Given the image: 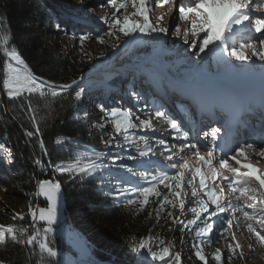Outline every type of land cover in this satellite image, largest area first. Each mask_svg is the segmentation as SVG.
<instances>
[{
    "label": "trees",
    "instance_id": "trees-1",
    "mask_svg": "<svg viewBox=\"0 0 264 264\" xmlns=\"http://www.w3.org/2000/svg\"><path fill=\"white\" fill-rule=\"evenodd\" d=\"M66 11L73 10L66 8ZM113 12L114 9L108 6L99 16H93L95 24L104 30L103 34L109 29L101 17L105 15L110 17ZM123 12L124 10L121 9V13L117 15ZM150 22L153 26L161 27L155 20L150 19ZM57 24L60 25V30H57ZM61 25L59 13L48 0H0V42L3 36L10 34L9 47L18 50L35 76L54 82L56 85L71 84L73 80L83 79L78 84L86 89L81 101L75 104L72 98L73 90L77 88L76 84L72 89L61 92L55 98L50 95L42 98L39 93L31 95L25 93L22 97L9 99L6 90L3 89L2 81L6 73L2 65L5 58L0 51V144L10 149L13 157L11 164L0 161V225L30 226L29 208H37L38 211L44 204L39 197L33 195L37 182L41 179L55 178L60 180L62 185L64 222L54 227L55 232L49 236L51 246L58 252L52 264H93L102 261L114 264H137L136 254L131 251L132 242L149 235L165 240V246L169 242H174L171 252L180 253L181 264H191V262L204 264L195 256L196 249L192 247L196 242V226H190L191 232L188 229L181 232L179 230L181 226L173 223L172 217L167 216L168 212H172L173 217L185 222L194 217V213L188 210L195 206L196 198L191 196V191L185 196L187 205L183 215L179 208L172 209L170 205H166L157 218L155 209L163 196L168 194V190L162 185L158 188L161 197H150L149 205L143 211H138V206H126L123 197L117 200L113 195L105 194L109 188L107 184L100 185L93 178L81 183L78 178L70 180L67 174L61 175L54 171L56 164L66 163L71 158V152L75 148L74 141L104 150L102 134L110 133L112 125L106 122L107 118L99 111L98 105L103 104L105 107L119 105L132 111L133 109L124 106L121 100L123 97H131L128 94L129 89L136 90L135 86L132 87L134 76L132 73L125 72V75L117 72L105 73L104 85L86 77L88 73L102 68L100 59L92 55L74 57L64 51L60 38L65 28ZM77 30V28H69L66 35L71 37ZM93 30L92 32L99 33L98 30ZM105 36L112 50L127 38L122 34H119V40L115 36ZM167 36L168 32L154 33L152 36H143L137 32L124 57L132 63L152 61L163 70L155 66L147 67L149 74L160 85L165 84L169 76L179 80L189 77L200 81L219 75L221 71L227 72V66L222 62L219 63L220 65L213 62L212 67L206 66V61H201L205 53L195 58L177 53L176 45L172 48L165 44ZM162 42L165 51L161 52L159 48ZM210 60L214 61V58L211 57ZM138 73L142 80L148 83V76L140 66ZM127 75L129 79L123 84ZM44 91L47 92V89ZM113 92L117 96H114ZM27 100L32 103L40 128V134L32 137L25 135L26 131L34 133L36 131L32 126V113L26 110ZM141 100L136 101L132 107L139 109L141 106L143 109L142 104L140 105ZM148 107L151 108L147 105L146 108ZM77 110L80 112L78 119ZM84 112H87V117L83 115ZM134 122L139 124V121L134 120ZM98 124L105 126L99 128ZM144 134L148 133H137V135ZM56 138H63L66 143L57 146ZM41 139L47 149V155L41 152ZM103 139H108V136L104 135ZM117 139L119 140L120 137ZM156 142L151 137L150 143L158 152ZM37 158L41 159L43 168L34 164ZM101 188L104 190L102 191ZM198 197L207 201V197L201 191ZM149 212L152 213L151 217ZM16 214H22L24 219L14 220L13 216ZM213 220L216 223L213 234H210L212 242L202 246L207 264H218L213 259V255L218 249L215 243L219 237L217 229L222 226L220 227L217 218L214 217ZM29 230L31 231V228ZM181 240L183 243L180 242ZM157 243L158 241L154 240L153 246L155 247ZM148 260L150 264L160 262H151L150 257ZM169 260L170 258H167L161 264H168ZM226 260L222 255L219 264H223ZM0 261H4L5 264H40L39 251L36 248L33 253L28 246L9 241L6 247H0Z\"/></svg>",
    "mask_w": 264,
    "mask_h": 264
},
{
    "label": "snow or ice",
    "instance_id": "snow-or-ice-1",
    "mask_svg": "<svg viewBox=\"0 0 264 264\" xmlns=\"http://www.w3.org/2000/svg\"><path fill=\"white\" fill-rule=\"evenodd\" d=\"M153 4H160V0H151ZM169 0H163L167 4ZM149 0H107V6L114 9L111 16H102L101 20L108 25L109 31L105 33L107 36H115L119 40V34L124 37L133 36L135 33H140L143 36H152L154 33H167V29L153 26L149 19V11L151 7L147 6ZM134 9L131 14H128V6ZM121 9L124 12L121 15ZM260 12L261 15L255 13ZM178 15L183 21L190 24V34L196 38L191 41L190 48L195 49V55L200 57L202 53H207L208 56L214 57L217 61L229 65L225 59L231 56L241 65L248 67H256V62L259 61V69L264 74V0H179ZM162 19V18H161ZM57 30H60V25H56ZM177 34H180V28L175 29ZM189 32L185 31V43H189L187 36ZM10 34L2 37L0 42V51L3 57V69L6 73L3 78V89L9 99L22 97L25 93L31 95L39 93L40 97L50 95L55 98L61 92H66L72 89V85L76 84L74 89L73 103L81 101L86 92L84 86L79 85L73 80L71 84L55 85L54 82L42 80L36 77L28 70V66L22 59L18 50L15 47H9ZM87 36H80L81 45ZM98 42L105 43L102 36L97 37ZM199 41V43H197ZM11 62H15L18 67H14ZM47 88V92L44 89ZM137 102L141 97L134 89H129L128 93ZM264 96V91H262ZM99 111L107 118V123L112 125L110 133L102 134V143L104 150H98L90 145H82L79 141H74L75 148L71 152V158L68 162L58 163L54 167V171L61 175L67 174L70 180L77 178L83 183L88 178L95 179L100 185H109L108 191L105 194L113 195L115 199L124 198L126 206H138V211H143L149 205L150 197H161V192L158 191L159 186H163L168 190V194L163 196L155 209L157 218L164 210L166 205H170L172 209L179 208L181 215L185 212V199L187 196L184 191L185 183L192 188L191 196L196 198L195 206L190 210L194 213L192 219L187 222L173 217L172 212H168L167 216L172 217L173 223H178L180 231L188 229L192 231L190 226H196L195 237L196 242L192 247L196 249L195 256L207 264L206 257L203 253L202 246L210 244V234L214 232V224L217 220L222 221L227 227L217 229L219 239H226L225 233L231 234L232 220L236 213H241L243 217L249 221L255 220L257 223L264 225V208L255 210L254 204L248 203L249 200H259L264 205V170L254 167L250 163H243L241 160H236V156L243 157L248 160L250 155L256 154L261 158L258 162H264V143L259 145L255 143H246L238 145L235 149L234 156H218L216 155V141L221 132V128H212L210 132H205V137L210 136V143L213 147L204 146L203 149L198 147L196 143L186 142L179 146L173 144L172 148L179 147V152L184 153V149H188L184 155H190L195 158L197 164L207 169V174L202 171V167L190 168L187 160L183 156L174 159L177 154L173 153L168 147L164 139H159L156 146H163L164 152H168L164 158L171 162L168 167L178 168L179 171L172 173L166 170L160 162L153 160L152 157L157 155L152 143L151 137L147 134L137 135L138 132L148 133L155 131L152 124V119L163 120L169 128L175 133L173 139L188 141L187 132H182L180 125L174 118L169 116L165 111L155 107L147 119L139 120L137 125L134 122V113L130 109H124L121 106L105 107L103 104L98 105ZM26 110L32 113L33 131H26L27 137L40 134V128L35 116V110L32 107L30 100H27ZM80 115L77 110L76 118ZM83 115L87 117V112ZM104 124H98L97 127L103 128ZM261 136L264 138V128L261 130ZM107 135L108 139H103ZM117 137H120L118 140ZM66 141L63 138H56L55 144L61 146ZM40 149L44 155H47V149L43 140H40ZM247 149V151H246ZM194 150V151H193ZM204 155H201V151ZM163 155V153H160ZM235 160L239 167L233 166L229 161ZM0 161L11 164L13 157L11 150L3 144H0ZM124 161L132 162L125 163ZM215 161V163H214ZM34 164L44 167L41 159L34 160ZM155 165L159 171L153 173L152 167ZM217 165L220 169H224L231 175H224L218 172ZM185 171L192 172L194 177H199V191L203 192L207 197V201L197 196V188L193 186V180H185ZM211 180L212 185L209 187L207 181ZM227 181V188L231 191L237 200L244 198L243 206L233 205L225 196V188L223 182ZM219 189V191H217ZM6 190V189H5ZM103 191L104 189L101 188ZM259 193V196L253 195ZM34 197H43L46 206L39 207L38 213L29 208V213L32 218L30 226H3L0 225V247H6L9 241L21 245H26L35 253L36 248L39 251L40 264H52L58 256L57 250L51 246L49 241L50 234L55 232L54 226L58 224L62 215V185L60 180L41 179L37 182V188L34 192ZM211 208V210H210ZM245 209H253L251 214ZM229 213V215L221 216V214ZM152 213L149 212L151 217ZM43 222L40 227L36 226V221ZM23 220L22 214H16L13 219ZM199 222V224H198ZM202 225V227H201ZM31 228V231L29 230ZM248 231L253 233L256 238L264 244V234L257 231L251 223L248 224ZM157 240L156 246H153V241ZM232 240H235L232 234ZM183 243V240L180 241ZM166 241L158 237L149 235L146 238H140L138 241H133L131 251L136 254L137 264H150L155 261H166L170 258L168 264H181V255L179 252L172 253L171 248L174 247V242H169L165 246ZM232 254L236 253V249L241 246L236 243L228 245ZM242 255V253H241ZM213 259L219 262L222 259V254L217 249L213 255ZM230 260V257H229ZM0 264H5L0 261Z\"/></svg>",
    "mask_w": 264,
    "mask_h": 264
},
{
    "label": "rangeland",
    "instance_id": "rangeland-1",
    "mask_svg": "<svg viewBox=\"0 0 264 264\" xmlns=\"http://www.w3.org/2000/svg\"><path fill=\"white\" fill-rule=\"evenodd\" d=\"M48 1L52 5H54L55 9L57 10V13H59L61 17V24H62L61 26H64L65 28L64 34L60 38L63 50L68 52L71 56H74V57H81V56L84 57L87 55H92L100 59L99 61L101 62L102 68H99L94 72L88 73L86 77H89L91 80L99 82L100 84L104 85L105 84V81H104L105 73L108 74L111 72H117L119 74L125 75V72H126V73H132L134 75L133 81H132V87L135 86L136 88L135 91L140 94V97L142 99L140 105L142 104L143 109L141 108V106L139 109H134L135 107H132L133 104L136 103V100L134 98L123 97L121 100L124 106H128L133 109L132 111L134 113V120L139 121L138 119H135V115L136 117L138 116L141 119L149 118L153 109L151 110V108L149 107L146 108L147 105L148 104L155 105L154 98H157L159 101L162 102L164 100L162 93L167 92L168 90L172 91L176 95L177 100H180L181 103L186 104L185 98H183L184 94L181 91L184 90V88L182 87L187 85L189 77L178 81V83H173L172 81H168L167 83H165L164 86L160 88L156 87L154 79H152L151 82L149 81L148 83H145V82L143 83L141 75H139L138 73V67H136L138 63L132 65V63H129V61L124 57L125 51L127 50L131 41L134 39V35L129 36L123 41H121L116 46V48L113 49L114 51L112 50L111 46L109 45V42L105 38L106 37L105 34H103L104 30L99 28L93 20V16H99L100 13L103 12V10H106L108 8L107 0H53V2H51L50 0ZM160 2L162 3L161 8L157 11L149 12L148 15H149V19L155 20V22H157L159 26L167 29L168 36H167V41L165 44L170 45L172 48L174 47V45H176V50L178 51L177 53L179 54L183 53L182 54L183 56H189V57L191 56L193 58L197 57L194 54L195 49L190 48L191 41L196 39L192 37L190 34V25H188L187 21H183L181 19L178 20V18H176L177 16L176 7H178L179 0H169L167 4H164L163 0H160ZM66 8H69V10L71 9L73 11L71 12L66 11ZM132 10L133 8L131 7V5H129L127 12L131 13ZM88 14H93V15H88ZM180 20L183 21V23ZM177 27L180 28V34H177L175 31ZM69 28H73V29L77 28L78 30L70 37L69 35H66V32ZM93 29L98 30L99 33L96 34L92 32L94 31ZM185 31L189 32L187 36L189 43H185V37L183 35ZM82 35L87 36L88 39L85 40L83 44L81 45L79 41V37ZM98 36L104 37L105 43L98 42L97 40ZM197 43H199V41H197ZM163 47H164V43L162 42L159 48L161 52L165 51V48ZM112 51H113V54L111 55ZM210 58L211 57L208 56L207 53H205L201 61L203 60L206 61L205 62L206 66L208 65L210 67H212L213 62H215L217 65L220 63L214 57H212L214 58V61L210 60ZM225 59L228 61V64H229L228 58L226 57ZM233 62L235 61H232L231 63L234 65L235 68H237L236 70L237 74H244L247 72L246 70L254 72L252 75L251 81L247 84H243L240 80L234 83V81H236L238 77L234 80L227 79L228 81L226 79H223L222 77L221 78L217 77L216 80L211 79L210 81L207 80V82L204 81V83H202L199 86L200 87L199 89L201 88L205 89L204 94H205L206 100L203 102L199 98V103L197 104V107H200V108H203V107L208 108V107H211L212 104H218L219 107L222 108V110H224V107H225L224 111L225 113L228 114L229 121H231V117H233V115L236 114L234 112L238 113L240 109L242 110L245 108H250L252 106L251 104L248 103V101L253 102V105H256V104L258 105L259 97H261L262 91H264L262 90L264 89V82H263L264 74L260 72V69L258 66L260 62L257 61L258 62V63L256 62L257 66L251 67V68L248 67L247 65H241V64L235 65V63ZM148 66H155L159 68L157 65H154L153 62L150 61L148 62V64H144L143 66H141V69H143L146 73H148L149 72L147 69ZM159 69L163 71L161 68ZM260 73L262 75V78L259 76ZM220 74L226 75L227 72L221 71ZM231 74H232L231 71L228 72L229 76ZM128 79H129V75H127L126 79H124L123 84H126ZM246 82L247 81H245V83ZM214 83L220 84V86H218V88L220 89L217 90V92H215V90L212 89L213 87L212 84ZM113 93L115 94V92ZM114 96H117V95L115 94ZM232 96L238 97L241 99V101L239 100L238 102V109L236 111L233 110V108L235 109V104L233 106V103L224 102V100L226 101L227 99L234 101ZM150 97H152V100H151L152 102L148 100ZM190 97L193 98L192 96ZM263 98L264 97H261V99ZM159 101H156V102H159ZM239 104H242L243 107L240 108ZM152 124L155 128V131H150L148 132L147 135H150L151 137H153V140L155 141H158L159 139L165 140V138H167L165 136V132L167 131V133H171L172 131L163 120L152 119ZM162 147L163 146H159L157 148L160 149ZM160 153L162 152L158 151L157 156L153 160H157L160 162L161 166L167 167L168 165L166 164L165 158H164L166 155L164 153L163 155H161ZM191 162L192 160L188 161V164H190ZM257 162L258 161H256V164L255 163L253 164L250 163V164H252L254 167L258 169L264 170V162H258V163ZM196 163L197 162L194 161L193 165L190 164L189 165L190 168L191 166L194 167L195 165H199ZM155 169L159 170V168H155ZM152 170L154 171L153 167H152ZM222 172L224 174L229 175V173H227L226 171H222ZM184 176H185L186 181L190 180L189 178H191V180H193V186L196 187V182H195L192 172L185 171ZM188 176L190 177L188 178ZM196 181H199V178ZM222 186L225 188V196L231 201V203L232 204L234 203V205H239L242 207L244 198H241V201L239 203L236 202L237 199L233 197L234 194L228 190L227 184H223ZM184 191L189 194V192L192 191V188L189 187L185 183ZM217 191H219V189H217ZM198 195H199V189L197 190V196ZM253 195L258 197L259 193H254ZM39 198L44 202L43 206H46L45 199L43 197H39ZM183 198L185 199V197ZM248 203L254 204L255 210L257 211V213H259V210L261 208H264V205H262L258 199L255 201L249 200ZM186 205L187 204L185 203V206ZM43 206H40V207H43ZM245 210L248 211L250 214L253 211V209H245ZM226 215H229V213L221 214V216H226ZM62 222H64L63 201H62V215L60 217L58 224L55 225L54 227L62 225L63 224ZM218 222L220 224V227L227 226L223 224L222 221L218 220ZM249 223H251L252 226L257 231H260L261 234H264V225L257 223L255 220L249 221L245 219L241 213H236L235 218H233L232 220L231 234L225 233L224 235L226 239H219V237H217L216 242H215L216 247L220 250V253L224 255L225 258L227 259L226 261L223 262V264H264V244H261V242L256 238V236L253 233L248 231ZM36 224L41 226L43 222H40L37 217ZM43 226H46V224H43ZM232 234H234L235 240H232ZM229 243H232L233 246L236 243H239L241 247L239 249H236L235 254H232L228 247ZM229 257H230V260H229ZM191 264H196V263L191 262Z\"/></svg>",
    "mask_w": 264,
    "mask_h": 264
},
{
    "label": "bare ground",
    "instance_id": "bare-ground-1",
    "mask_svg": "<svg viewBox=\"0 0 264 264\" xmlns=\"http://www.w3.org/2000/svg\"><path fill=\"white\" fill-rule=\"evenodd\" d=\"M152 5H154L153 3H152ZM161 8V7H160ZM180 24V23H179ZM259 62V61H258ZM257 62V63H258ZM233 63H235V62H233ZM256 63V64H257ZM236 64V63H235ZM259 66V65H258ZM259 72V71H258ZM261 72V71H260ZM261 78H262V75H261V73H260V75H259ZM264 82V81H263ZM211 84V83H210ZM213 85V87H212V89H214L215 90V92H217V90H219L220 88H218V86H220V84H212ZM202 89V88H201ZM222 90V89H221ZM221 90H220V92H221ZM233 90V89H232ZM262 90H264V89H262ZM228 91V90H227ZM229 92V91H228ZM231 92H233V91H231ZM230 92V93H231ZM233 94V93H232ZM259 94V93H258ZM215 95H216V93H215ZM261 95V94H260ZM219 96V95H218ZM235 96V95H234ZM259 96V95H258ZM222 97V96H221ZM233 97V96H232ZM261 97H264V96H262L261 95ZM261 97H259V103H258V105L259 106H261V107H263L262 106V103H263V99H261ZM217 98V97H216ZM233 99H234V101H232V100H230V99H227L226 101L224 100V102L226 103V102H229V103H233V106H234V104H235V109L233 108V110H237L238 109V102H239V100L241 101V99L240 98H238V97H233ZM242 100H243V98H242ZM212 105H214V104H212ZM257 105V104H256ZM257 105V106H258ZM239 106H240V108L241 107H243V105L242 104H239ZM255 106V105H254ZM246 107V106H245ZM239 108V109H240ZM208 109L209 110H212V106L211 107H208ZM224 110H225V107H224ZM223 110V111H224ZM225 112V111H224ZM234 113H236V114H238L237 112H234ZM225 114H227V113H225ZM236 114H234V115H236ZM233 115V116H234ZM218 116H221V117H224V118H226L227 119V121L229 122V118H228V114H227V116H224V115H222V114H219L218 113ZM192 138H188V142H194V140H191ZM212 147V146H211ZM210 147V148H211ZM226 148H222V151H224ZM173 153H176L177 154V156H182V153L180 152H178V151H173ZM201 155H203L202 153H201ZM231 155V154H230ZM176 156V157H177ZM179 157H177V159L179 158ZM187 157H189L191 160H192V162L190 163V164H194V161L196 162V160H195V158L194 157H191L190 155H184L183 156V158H184V160H187V162L188 161H191L189 158H187ZM236 160H241V159H236ZM243 160L244 159H242L241 161L243 162ZM257 161H259V159H256ZM249 163H255L256 164V161H255V159H250L249 161H248ZM214 163H215V161H214ZM243 163H246V162H243ZM258 163V162H257ZM189 164V165H190ZM197 164V163H196ZM231 164L233 165V166H235V167H239V165H237L236 163H233V162H231ZM196 167H202V171H204L206 174H207V169L205 168V167H203V166H201V165H195ZM195 166L193 167V166H191V168L192 169H194L195 168ZM256 166V165H255ZM258 166V165H257ZM217 170H218V172H221V173H223L222 171H225V170H222V169H220L218 166H217ZM189 172V171H188ZM224 174V173H223ZM224 175H228V174H224ZM208 182H210L211 184H212V181L211 180H208ZM223 185V184H222ZM232 201H234V200H232ZM233 205H234V203H233Z\"/></svg>",
    "mask_w": 264,
    "mask_h": 264
},
{
    "label": "water",
    "instance_id": "water-1",
    "mask_svg": "<svg viewBox=\"0 0 264 264\" xmlns=\"http://www.w3.org/2000/svg\"><path fill=\"white\" fill-rule=\"evenodd\" d=\"M14 66H16V67H18L16 64H15V62H11ZM129 63H132V62H130L129 61ZM138 63V62H137ZM137 63H132V65H134V64H137ZM140 63H138V65H139ZM28 70L29 71H31L29 68H28ZM32 73V72H31ZM33 74V73H32ZM34 75V74H33ZM37 77V76H36ZM39 78V77H38ZM42 80H45V79H43V78H41ZM81 80H83V79H81ZM81 80H79V81H77V83H79V82H81ZM47 81V80H46ZM56 85V84H55ZM75 84H73L72 85V88H73V86H74ZM47 89V88H46ZM163 261H160V262H158L157 264H161ZM93 264H114V263H112V262H107V261H102V262H98V263H93Z\"/></svg>",
    "mask_w": 264,
    "mask_h": 264
},
{
    "label": "built area",
    "instance_id": "built-area-1",
    "mask_svg": "<svg viewBox=\"0 0 264 264\" xmlns=\"http://www.w3.org/2000/svg\"><path fill=\"white\" fill-rule=\"evenodd\" d=\"M33 210H35V211H36V210H37V208H33ZM29 215H30V213H29ZM30 222H31L30 224H32V218H31V215H30ZM36 223H37V221H36ZM36 226H37V227H39V225H38V224H36Z\"/></svg>",
    "mask_w": 264,
    "mask_h": 264
}]
</instances>
